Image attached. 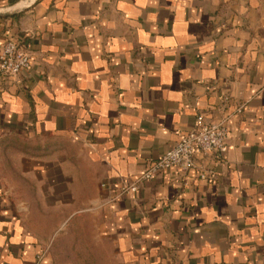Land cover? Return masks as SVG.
I'll return each instance as SVG.
<instances>
[{"label": "crops", "instance_id": "0c3cea01", "mask_svg": "<svg viewBox=\"0 0 264 264\" xmlns=\"http://www.w3.org/2000/svg\"><path fill=\"white\" fill-rule=\"evenodd\" d=\"M7 40L29 66L0 80V264H35L87 212L121 264H264V0H33L0 18ZM223 115L222 159L118 197Z\"/></svg>", "mask_w": 264, "mask_h": 264}, {"label": "built area", "instance_id": "2783aa9c", "mask_svg": "<svg viewBox=\"0 0 264 264\" xmlns=\"http://www.w3.org/2000/svg\"><path fill=\"white\" fill-rule=\"evenodd\" d=\"M29 66V56L15 41L7 40L0 49V80L4 83ZM242 106L236 109L240 112ZM231 115H223L210 123H196L179 141L167 150L160 158L152 162L149 168L134 180L125 184L118 197H124L137 192L143 182L150 181L163 171L176 167L187 170L194 167L195 155L213 156L222 159L226 152L225 141L228 134V123ZM212 172H202L199 177L207 179ZM43 254L35 257V264H40Z\"/></svg>", "mask_w": 264, "mask_h": 264}, {"label": "rangeland", "instance_id": "374dc122", "mask_svg": "<svg viewBox=\"0 0 264 264\" xmlns=\"http://www.w3.org/2000/svg\"><path fill=\"white\" fill-rule=\"evenodd\" d=\"M23 181L25 180L19 173L16 182L19 187L27 186V181ZM19 187L17 190L20 196L21 190L24 188ZM27 190L30 193L34 191L30 187ZM54 199L55 197H51V201ZM66 199L67 196H65ZM18 206L20 213H25L26 203L18 204ZM33 207L41 212L38 203H33ZM10 220L15 222L13 217ZM29 221L36 224V221L41 220L31 219ZM29 221L27 222L30 223ZM63 221L61 220L59 223ZM96 223H98V219L87 212L66 220L62 226L59 224L56 232L45 238L41 245L40 254H43L41 262L46 260L47 264H121L111 243L100 237L97 230H94ZM38 228L41 230L40 225ZM50 229H52L51 226Z\"/></svg>", "mask_w": 264, "mask_h": 264}, {"label": "water", "instance_id": "95a60500", "mask_svg": "<svg viewBox=\"0 0 264 264\" xmlns=\"http://www.w3.org/2000/svg\"><path fill=\"white\" fill-rule=\"evenodd\" d=\"M33 0H23L15 6L0 9V18L9 17L22 12Z\"/></svg>", "mask_w": 264, "mask_h": 264}]
</instances>
